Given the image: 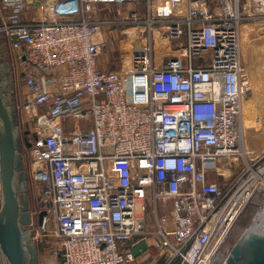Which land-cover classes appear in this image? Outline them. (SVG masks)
Instances as JSON below:
<instances>
[{
  "label": "built area",
  "instance_id": "built-area-1",
  "mask_svg": "<svg viewBox=\"0 0 264 264\" xmlns=\"http://www.w3.org/2000/svg\"><path fill=\"white\" fill-rule=\"evenodd\" d=\"M47 1L31 10L29 0H0V33L20 66L16 107L30 125L41 264H135L133 249L152 236L166 264H228L238 189L256 172L264 190V132L243 121L254 85L241 40L243 23L264 17V0H168L164 15L155 0H51L43 13ZM136 3L147 5L148 36L123 69L101 68L108 44L94 6L122 5L131 23ZM163 25L176 53L157 65ZM241 157L246 177L222 186L213 174ZM160 202L172 203L171 225ZM138 204L152 208L154 231Z\"/></svg>",
  "mask_w": 264,
  "mask_h": 264
},
{
  "label": "rangeland",
  "instance_id": "rangeland-1",
  "mask_svg": "<svg viewBox=\"0 0 264 264\" xmlns=\"http://www.w3.org/2000/svg\"><path fill=\"white\" fill-rule=\"evenodd\" d=\"M40 1L41 0H29L31 10L37 9L40 5ZM50 1L45 2L43 7L41 8L42 9L41 11L43 13H46V11L48 13V9H50V7H48ZM155 1H156L155 4L157 5L155 7L157 10L159 9L158 11L156 10L158 12L157 15H159L160 13H162L163 15L169 13L168 10L166 11V8H168L167 5L168 0H155ZM243 1L246 2V0ZM136 5L140 14L139 18L137 17L136 19L139 22H131V23L122 22L123 17H125V19H128V21H131L130 20L131 18L135 19L131 15H128L127 11H122L124 9L122 5L116 6V5L101 4L94 6V10H95L94 18L102 23L101 33L105 34L104 39L107 41L108 44L107 48L103 51V58L106 59L108 64L114 65L116 66V68H118L115 70L123 69V66H125V64H123V60L125 56L130 52V50L139 46L143 36L147 37L149 34L146 23L148 16L147 5L143 3H136ZM118 9L122 11L121 14H119ZM181 9L178 12H180ZM159 17L164 18V16L162 15H160ZM261 22H264V17L262 18L259 16L253 19H247L243 23V25L250 23L256 25L255 27H253L252 33H250L252 38L251 46L247 48L242 42V59L249 74L252 76L253 85H254L253 93L249 96V98L245 99L244 102L243 121L246 126L248 127H250L251 125L256 126L259 131L264 132V41L261 38V36H263L261 31L262 26H260L263 23ZM165 33H166V28L164 25L159 27V29L157 30L156 38L160 40V44L162 43L161 41H163L164 43L166 36ZM141 34H143L142 37L140 36ZM128 41L130 43L127 44ZM130 44L131 47L129 46ZM167 46L169 47V45ZM161 47L162 46L158 48L159 49L158 51H161ZM170 48L172 47H169V49L167 47H163L162 49L163 53L165 52L166 54H168L172 50L173 54L171 55H174L176 53L175 49L170 50ZM160 54L162 53L159 52L156 53V58L158 60L161 58L164 59L167 58V56L161 57ZM23 59L25 60L26 58L23 57ZM0 62L4 65L5 64L8 65L9 70L12 73V77L15 78L16 71L17 72L20 71L17 54L15 53V51L11 49L8 41L6 40L5 35L2 33H0ZM137 83L140 84V86L143 88L142 90L146 88V82L144 78L142 81H137L136 84ZM15 100H16V96H15ZM20 119H21L20 120L21 127L23 129L30 128V125L26 123V116H24V114H21ZM26 155H28V149ZM232 159H234L235 162H232V166L230 168L229 166H226L225 168L223 166V168H219L217 171H215L216 173L213 174V177L216 178L222 184V186H226L229 183L238 180L247 171V163L243 157L239 158V160L235 158H231V160ZM35 184L36 183L32 180L29 174L27 193L29 196L30 209L32 210L38 208V202H39L38 188H36ZM251 194L252 196L250 198L249 203L242 210V212L239 213L237 217L238 221L236 219L235 221L236 224L234 223L232 229L230 230V233L228 235V243H227L228 245H233V243L235 244V242L239 239L244 229L248 228L253 223L254 218L257 215V212L261 209L262 205L264 204V190L262 189L260 190L259 188H255L253 186V191L251 192ZM139 209L140 207H138L137 210L139 211ZM148 213L153 216L152 211ZM152 224H155L153 220H152ZM31 227H32L31 239L35 241L37 244L39 264H41V260L43 259V255H44V243L46 239L44 235L45 232L39 225H37L36 222H33V225H31ZM152 250L150 253L155 254L157 260L152 261L147 256L146 258H143L144 260H139L140 262L137 261L135 264H166L167 263L168 255L166 254V252H162V250L160 251L158 249L157 250L152 249Z\"/></svg>",
  "mask_w": 264,
  "mask_h": 264
},
{
  "label": "water",
  "instance_id": "water-1",
  "mask_svg": "<svg viewBox=\"0 0 264 264\" xmlns=\"http://www.w3.org/2000/svg\"><path fill=\"white\" fill-rule=\"evenodd\" d=\"M16 39L17 37L13 36V40ZM1 123L4 132L0 131V251L6 260L5 264H39L37 244L31 239L32 219L27 195L23 144L15 141L19 124L18 114L16 110L11 112L9 106L0 98V126ZM25 132L30 134V130ZM33 136L37 138V135ZM25 144L27 147L32 144L27 136ZM45 214V211L41 212L39 224H42ZM148 248V243L143 241L133 249V253L140 256ZM180 263L179 260L176 264ZM227 263L264 264V204L253 223L242 232L233 245Z\"/></svg>",
  "mask_w": 264,
  "mask_h": 264
},
{
  "label": "crops",
  "instance_id": "crops-1",
  "mask_svg": "<svg viewBox=\"0 0 264 264\" xmlns=\"http://www.w3.org/2000/svg\"><path fill=\"white\" fill-rule=\"evenodd\" d=\"M247 1V0H246ZM244 2V1H243ZM177 5L179 6V7H183L184 6V2H178L177 3ZM173 8H174V4H172V3H169L168 4V12H173ZM261 23H263V24H261L260 26H262V35L263 36H261V38H262V40L264 41V22H261ZM256 25L254 24H252V23H250V24H245V25H243L242 26V29H241V40H242V42H243V44L245 45V47H250L251 46V43H252V38H251V35H250V33H252V29H253V27H255ZM258 26V25H257ZM100 37L101 38H104V35L105 34H102V33H100ZM244 35V36H243ZM164 44V45H163ZM160 46H162L161 47V51H158L159 53H162V54H164L163 53V51H162V49H163V47H167L168 49H169V47L166 45V43L164 42H162L161 43V45ZM160 46H159V48H160ZM159 50V49H158ZM170 50H171V48H170ZM162 54H160L161 55V57H164V56H170L171 54H173V51L171 50L168 54H164V55H162ZM173 56V55H172ZM162 60H164V58H161V59H157V65H160V62L162 61ZM99 64H100V67L101 68H104V69H118V68H116V66H114V65H111V64H108V62L106 61V59L105 58H103V55L101 56V58H100V60H99ZM252 77V76H251ZM20 91V88H18V92ZM141 204H138V207H140V209H139V211H138V214H139V216L141 217V218H143V219H145V227L149 230V231H154L155 229H156V227H155V224H152V220H153V222H155L154 221V218H153V216L152 215H150L148 212H150V211H152V208L151 207H149L148 209H147V211H144V210H142V208H141ZM149 210V211H148ZM171 211H172V203L171 202H160V205H159V207H158V212H159V217H160V219H161V222L166 226V225H171ZM147 242H148V246H149V248H148V250L146 251V252H144L143 254H141V256H140V258H139V260H144L143 258H146L147 256H148V258L149 259H151L152 261H155V260H157V258H156V256H155V254H152V253H150L151 252V250L152 249H154V250H157L155 247H154V244H155V237L154 236H152V237H150L148 240H147ZM153 251V250H152ZM140 262V261H139Z\"/></svg>",
  "mask_w": 264,
  "mask_h": 264
},
{
  "label": "flooded vegetation",
  "instance_id": "flooded-vegetation-1",
  "mask_svg": "<svg viewBox=\"0 0 264 264\" xmlns=\"http://www.w3.org/2000/svg\"><path fill=\"white\" fill-rule=\"evenodd\" d=\"M0 73H1V78H0V98L1 101L5 104L9 106V110L15 111L18 114V120H19V124L17 125V132L15 134V141L16 143L21 142L23 144V157H24V162H25V171H26V180H27V185H28V166H27V149L29 147L26 146L25 144V138L26 136L30 139V134H26V130H29L28 128L23 129L21 127V119L19 116V113L17 111V107H16V103H15V96L17 94L19 85L17 84L16 80L14 77H12V73L9 70V67L7 64H2L1 63V67H0ZM0 131L3 133L4 132V127L3 124L1 123L0 126ZM28 195V193H27ZM29 199V196H28ZM6 260L4 259V256L2 255L1 251H0V264H5Z\"/></svg>",
  "mask_w": 264,
  "mask_h": 264
},
{
  "label": "bare ground",
  "instance_id": "bare-ground-1",
  "mask_svg": "<svg viewBox=\"0 0 264 264\" xmlns=\"http://www.w3.org/2000/svg\"><path fill=\"white\" fill-rule=\"evenodd\" d=\"M143 78L141 76L138 77V81H142ZM250 101V100H249ZM247 101V102H249ZM249 163V162H248ZM251 168V167H250ZM257 177V173L250 174L246 177V179L242 182L241 186L238 189V195L236 196L234 200V209L236 213L242 212V210L246 207V205L249 203L250 198L252 196L251 192L253 191V186H257V182L255 181V178ZM252 183V184H251ZM261 190V189H260ZM258 197V196H257ZM263 197V196H262ZM249 199V201H248ZM248 201V202H247ZM247 203V204H246ZM257 203V202H256ZM259 203V202H258ZM262 203V202H261ZM251 205V204H250ZM256 212V211H255ZM242 214V213H241ZM238 221V218H237ZM236 224V223H235ZM244 229V228H243ZM245 230V229H244ZM233 233V232H232ZM235 235V234H234ZM235 242V241H234ZM232 244V243H231ZM234 244V243H233Z\"/></svg>",
  "mask_w": 264,
  "mask_h": 264
}]
</instances>
